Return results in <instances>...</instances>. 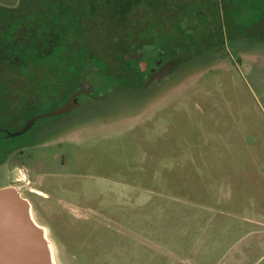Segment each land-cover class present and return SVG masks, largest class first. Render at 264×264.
<instances>
[{"label":"rangeland","instance_id":"obj_1","mask_svg":"<svg viewBox=\"0 0 264 264\" xmlns=\"http://www.w3.org/2000/svg\"><path fill=\"white\" fill-rule=\"evenodd\" d=\"M22 1L0 0V42L14 18L51 13L36 3L46 0ZM103 1L107 12L86 4L95 12L71 61L0 59V187L32 198L16 181L23 167L52 195L36 197L35 215L55 264H264V0H143L126 18ZM172 47L177 66L155 81L126 60L149 48L154 66ZM82 49L97 69L93 95L61 127L69 134L49 130L8 155L32 138L6 135L24 111L57 108L80 84Z\"/></svg>","mask_w":264,"mask_h":264},{"label":"trees","instance_id":"obj_2","mask_svg":"<svg viewBox=\"0 0 264 264\" xmlns=\"http://www.w3.org/2000/svg\"><path fill=\"white\" fill-rule=\"evenodd\" d=\"M142 1L113 0L119 7L115 10L117 15L123 18L127 17L130 6H135ZM150 1L155 4L162 3L163 0ZM64 2L65 4L62 6L63 2L36 1V3L48 7L51 13L47 12L42 16L33 13L29 15L30 17L23 15L9 22L5 31L1 33L0 59H5L21 68H25L26 62L29 61L50 65L59 63L66 58L71 61L70 41L72 37L87 31L89 22L87 20L86 23L85 19L88 14L95 12L89 11L86 4L90 2L92 6H96L99 3L100 12H107V8L104 7L103 0H64ZM30 3L31 0H24L20 5L23 8H29ZM82 52H84V59L87 62H94V59L86 54L85 49L84 51L82 49ZM68 66L69 68L75 67L70 62ZM102 67L106 69L104 65Z\"/></svg>","mask_w":264,"mask_h":264},{"label":"flooded vegetation","instance_id":"obj_3","mask_svg":"<svg viewBox=\"0 0 264 264\" xmlns=\"http://www.w3.org/2000/svg\"><path fill=\"white\" fill-rule=\"evenodd\" d=\"M148 49L147 48L140 49L137 51L136 54H133L131 56L126 55L127 61H131L139 65L140 72H143L145 74L146 81L150 82V81H155L156 79L162 78L164 75H167V73L172 72V70L177 66V58H178V54L180 53L181 49L172 47L171 54L167 57V59L165 61L160 60V59L157 60L154 66H150L149 63L146 60H144V55ZM164 51L165 49H163L162 54ZM93 65H94L93 62H90L91 67H89L88 70L84 72V74L82 75L80 84L77 85L67 96H64L65 98L63 99L64 100L63 103L60 104L57 108L50 109L47 112H44L42 114H37V115L32 114L30 116H28L29 114L27 113V111L23 112L22 125L19 127L18 130H16V132L15 131L12 132V134L6 131L7 132L6 135L18 136L25 132L31 131L30 136H32V138L22 139V140H19L13 143V149L8 155H10L11 153L13 155V151H16L17 149L21 150L22 148H26V147L37 146L39 142L41 141L40 139H42L43 134H48L50 133V131L52 132V130L54 131V134L56 133L55 136L53 137H57L58 132H60V134L61 133L69 134V130H66L67 128H61V127H63V125H66L64 124V121L68 120L72 115L75 114L74 112L78 111L79 109L78 106L81 105L79 97L81 95H85L89 97L93 95L92 86L89 83V81L86 80V76L90 72L95 71L97 69L96 66L94 67ZM4 116L5 117H3V122L5 123V125H3V128H2L3 130L7 128V124H8V119L6 115ZM40 119L43 120V123H42V120ZM55 126H59V130L53 129V127ZM43 128H46V129L43 131H40ZM47 129L48 131H46ZM37 131L40 133L36 134ZM34 134L38 136L33 137ZM13 137L14 136H12V138ZM25 171H26L25 177L18 178V173L16 174V181L21 182V183L23 182V184H28V193L32 195V198H28V197L27 198L31 202L33 216L38 222L36 215H35V208L39 210V208L36 205V203L38 202L36 197L42 198V199H49L52 197V195L49 192L43 190L42 188L33 185L32 179L30 178L28 174V170L25 169ZM38 184L41 185L42 181L40 180ZM19 189L21 190L23 196H25L22 191L23 189L22 185H19ZM38 205H42V203L39 202ZM43 226L46 228L45 225ZM46 230H47V235H48L49 231L47 228Z\"/></svg>","mask_w":264,"mask_h":264},{"label":"water","instance_id":"obj_4","mask_svg":"<svg viewBox=\"0 0 264 264\" xmlns=\"http://www.w3.org/2000/svg\"><path fill=\"white\" fill-rule=\"evenodd\" d=\"M0 264H55L47 230L19 187H0Z\"/></svg>","mask_w":264,"mask_h":264},{"label":"built area","instance_id":"obj_5","mask_svg":"<svg viewBox=\"0 0 264 264\" xmlns=\"http://www.w3.org/2000/svg\"><path fill=\"white\" fill-rule=\"evenodd\" d=\"M25 175H26V172L24 171V169L23 168H19L18 169V178L25 177Z\"/></svg>","mask_w":264,"mask_h":264},{"label":"bare ground","instance_id":"obj_6","mask_svg":"<svg viewBox=\"0 0 264 264\" xmlns=\"http://www.w3.org/2000/svg\"><path fill=\"white\" fill-rule=\"evenodd\" d=\"M36 220V219H35Z\"/></svg>","mask_w":264,"mask_h":264}]
</instances>
